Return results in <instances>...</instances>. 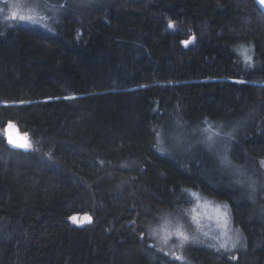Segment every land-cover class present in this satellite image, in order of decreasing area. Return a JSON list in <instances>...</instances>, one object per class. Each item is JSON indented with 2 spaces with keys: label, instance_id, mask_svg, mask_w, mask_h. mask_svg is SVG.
<instances>
[{
  "label": "trees",
  "instance_id": "1",
  "mask_svg": "<svg viewBox=\"0 0 264 264\" xmlns=\"http://www.w3.org/2000/svg\"><path fill=\"white\" fill-rule=\"evenodd\" d=\"M27 1L45 27L0 11V264H264L261 193L247 198L214 151L170 139L175 126L221 127L228 160L264 178L254 0ZM9 122L30 149L8 143ZM190 189L228 204L240 248L155 242L149 227Z\"/></svg>",
  "mask_w": 264,
  "mask_h": 264
},
{
  "label": "rangeland",
  "instance_id": "2",
  "mask_svg": "<svg viewBox=\"0 0 264 264\" xmlns=\"http://www.w3.org/2000/svg\"><path fill=\"white\" fill-rule=\"evenodd\" d=\"M1 14L11 21L13 12L17 13V20L19 15H33L39 19L38 23L26 22L33 25L45 27V23L50 20V16L38 9L37 7L30 6L27 0H0ZM238 51V49H237ZM251 54L250 50L246 48L242 52L241 58L244 62L247 55ZM5 127L6 138L7 132L13 139H19L24 136L14 124L13 128ZM176 133H172L170 139L177 144V147L183 149L189 146L198 148H208L211 156L215 157L214 160L220 163V166L232 174V178L240 179L241 186L244 189V194L247 198L252 196L255 198L258 195L264 197V178L256 176L258 174L254 168L248 167V164L236 165V167L228 160L230 139L225 130L221 127L217 128L215 125H204L203 128H193L192 131L180 130V127L175 126ZM159 143L162 146L168 144L169 141H163L160 137ZM164 142V143H163ZM181 143L183 144L182 146ZM171 155V149L162 151ZM260 166L264 173V159H260ZM218 175L222 173L217 171ZM251 173V174H250ZM260 179V180H259ZM245 190L247 193H245ZM180 213H172V219L164 221L158 226L151 225L149 231L154 237L155 242L165 251L177 253L181 248L192 244H206L223 251L236 250L240 248L243 237L239 227L235 226L232 222L231 211L226 202L217 201L213 198L201 194L196 189H190L185 194L183 206ZM76 217L74 221L71 219ZM70 222L77 225H83L89 221L87 214H74L70 217ZM187 237L184 240L183 237ZM153 240V239H152ZM221 245H224L221 247Z\"/></svg>",
  "mask_w": 264,
  "mask_h": 264
},
{
  "label": "snow or ice",
  "instance_id": "3",
  "mask_svg": "<svg viewBox=\"0 0 264 264\" xmlns=\"http://www.w3.org/2000/svg\"><path fill=\"white\" fill-rule=\"evenodd\" d=\"M259 3L261 5H264V0H259ZM5 19L7 20L8 17H5ZM11 19L13 20H17V13L13 12L11 15ZM39 19H43V18H39ZM39 19L35 16V14L33 15H19L18 16V21H28V22H32V23H38ZM169 27H173V23L171 21H169ZM185 44H187V41L184 42ZM246 60H250V57H247ZM9 128H13L14 125H12L11 122H9L8 125ZM8 143L11 144L13 147H17V148H23V149H30L32 147L31 142L27 139V134H24V136L22 138L19 139H13L12 136L10 134H8ZM71 219H73L74 221L76 220V217H72ZM184 240H187V237H183ZM224 245H221V247H223ZM177 259H180V257H176Z\"/></svg>",
  "mask_w": 264,
  "mask_h": 264
},
{
  "label": "water",
  "instance_id": "4",
  "mask_svg": "<svg viewBox=\"0 0 264 264\" xmlns=\"http://www.w3.org/2000/svg\"><path fill=\"white\" fill-rule=\"evenodd\" d=\"M254 2L257 5V7L261 10V12L264 14V5H261L259 3V0H254ZM7 135H8V132H7ZM7 139H8V136H7Z\"/></svg>",
  "mask_w": 264,
  "mask_h": 264
}]
</instances>
